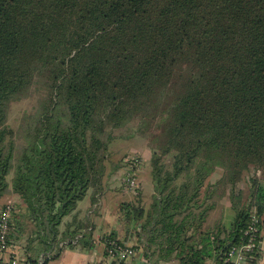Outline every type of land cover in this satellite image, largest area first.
Returning <instances> with one entry per match:
<instances>
[{
  "label": "trees",
  "instance_id": "obj_1",
  "mask_svg": "<svg viewBox=\"0 0 264 264\" xmlns=\"http://www.w3.org/2000/svg\"><path fill=\"white\" fill-rule=\"evenodd\" d=\"M127 126L150 142L154 195L120 203L137 243L105 234L101 264H229L251 216L264 226V0H0V201L20 197L9 241L25 264L95 248L79 203L127 165L110 159ZM218 184L234 217L210 224ZM109 242L144 261L110 258Z\"/></svg>",
  "mask_w": 264,
  "mask_h": 264
},
{
  "label": "crops",
  "instance_id": "obj_2",
  "mask_svg": "<svg viewBox=\"0 0 264 264\" xmlns=\"http://www.w3.org/2000/svg\"><path fill=\"white\" fill-rule=\"evenodd\" d=\"M141 193L143 197V204L145 207H149L153 200L154 189L151 177H145L141 180ZM105 191L101 194V197L98 198V202H92L91 196L87 197L85 200L79 203V209L81 210L80 218H88L92 224L93 238L96 242V246L91 251H83L84 248L81 246H76V248H63L59 253L60 255L56 258L50 259L46 264H101L107 261L104 256L105 245L101 240V237L105 234H112L115 232L116 235L128 243V245L136 244V239L124 236L126 225L124 224L123 218L119 212V205L122 200V195L117 194L120 190L119 187L116 190L110 186L105 187ZM114 190L110 192V190ZM20 200V197H17ZM129 200V199H127ZM21 203V200L19 201ZM220 202L216 210L209 217L208 222L210 224H215L216 222H223L227 214L226 203ZM230 212V211H228ZM71 218H67L66 221H69ZM14 245V252L5 253L0 255V264L6 262L15 254L22 256L21 246L17 243L12 242ZM259 257L257 264H264V226L261 234V244L259 247ZM142 251L139 252L135 258L137 261H144ZM159 264H178L176 261L169 262H160Z\"/></svg>",
  "mask_w": 264,
  "mask_h": 264
},
{
  "label": "rangeland",
  "instance_id": "obj_3",
  "mask_svg": "<svg viewBox=\"0 0 264 264\" xmlns=\"http://www.w3.org/2000/svg\"><path fill=\"white\" fill-rule=\"evenodd\" d=\"M35 106H36V97L22 99L20 101L14 102L11 107V113L8 121L9 125L13 129L18 130L25 114H28L31 110L34 109ZM123 129L124 130L120 132V135H122V137L113 143V147L111 149L112 155L110 159L114 166L120 162L123 163L124 161L127 165L124 164L123 168L121 167L117 171V173L113 177L114 181L109 185L115 190L116 188L119 187L120 190L117 192V194L122 195V200L120 202L121 204H123V201L126 202L125 200L127 199H129L127 201H132V202H135V200H137V196L135 195L139 192L140 189H142L141 180L145 179V177H150L148 173L150 169L149 168L150 164L148 163V161L150 159V155L152 154V149L149 148L151 147L150 142H148V139L146 137L134 136V138H130L129 135L133 132L132 126H127L126 128ZM133 156L142 158L144 165L138 166L139 171L137 173L133 172L131 173L132 174L131 175L129 171H132V169L136 166L134 164ZM138 161L141 162L140 160ZM110 169L112 168L110 167ZM128 173L131 175L129 176L130 180H128L129 179ZM258 177L264 180V170H262L259 173ZM244 178L245 179L241 180L239 186L246 189V187H249L251 180H249L245 176ZM132 182H134V188L132 187ZM215 187L218 189V193H220L221 195V200L219 201V204L220 202L223 204L226 203V207L228 211H230V212L227 211L226 216H224L226 217L224 221L229 223L233 220L234 217V214L231 211L232 201H231L230 190L229 188L219 184L216 185ZM113 191L114 190L112 189L110 190V192ZM246 191L247 190H245L244 192L246 193ZM17 197L19 196L14 193H7L5 197L0 201V210H2L5 205L7 206L13 205L14 209L16 208V212H17L20 207V203H19L20 200ZM126 223L127 222L124 221V224L126 225L124 236L126 238L131 236L132 238L134 231H131V228L128 230Z\"/></svg>",
  "mask_w": 264,
  "mask_h": 264
},
{
  "label": "built area",
  "instance_id": "obj_4",
  "mask_svg": "<svg viewBox=\"0 0 264 264\" xmlns=\"http://www.w3.org/2000/svg\"><path fill=\"white\" fill-rule=\"evenodd\" d=\"M134 159V158H133ZM139 161H135L136 165ZM134 188V182H132ZM14 206H7L6 210L0 214V255L5 253L14 252V245L9 241L10 223L12 221V213ZM263 222L256 214H253L250 219V224L244 231V238L241 243L233 246L224 257V261L229 264H247L248 253L259 252L261 244V234L263 229ZM105 243V242H104ZM107 246L106 243L104 244ZM110 258H118V260L130 261L135 259L139 254L132 246L120 247L113 242L108 243ZM111 246L116 247L113 249ZM15 253V252H14ZM2 264H25L24 258L19 254L13 255L6 262ZM212 264V263H207Z\"/></svg>",
  "mask_w": 264,
  "mask_h": 264
}]
</instances>
